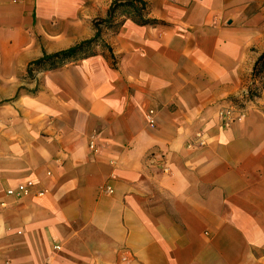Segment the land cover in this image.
Wrapping results in <instances>:
<instances>
[{"label": "crops", "instance_id": "crops-1", "mask_svg": "<svg viewBox=\"0 0 264 264\" xmlns=\"http://www.w3.org/2000/svg\"><path fill=\"white\" fill-rule=\"evenodd\" d=\"M82 1L0 0V62L93 38ZM159 1L147 17L161 24L108 36L117 67L85 60L50 81L48 128L13 119L0 135V264H264V112L218 120L249 87L264 14L257 0Z\"/></svg>", "mask_w": 264, "mask_h": 264}, {"label": "rangeland", "instance_id": "rangeland-1", "mask_svg": "<svg viewBox=\"0 0 264 264\" xmlns=\"http://www.w3.org/2000/svg\"><path fill=\"white\" fill-rule=\"evenodd\" d=\"M113 1L114 0H83L81 6L80 4L77 5L75 12H80L79 15H81V17L90 18L93 29L97 30V26L101 29L100 36L102 41L98 42V44L93 43L87 45L76 57L58 62L57 64H48L42 66L40 69H33L32 72L28 70V67L37 57L31 60L28 58L13 63L7 61L0 62V129L4 128V133L0 132V135H9V133L6 132V128H10L13 124V119L19 120L16 124L18 123L20 127L48 128L50 124L49 115L51 113H46V111H44L46 108L43 99L45 87H47L49 91L51 80H59V78L66 76L76 65L85 62V60H100L99 62H110L112 67H117L119 58L114 57L112 54L107 39H109L108 36L112 35L121 27L124 21L131 20L135 25L147 23L159 25L162 22V20L157 17H147L150 9L157 8L158 2H160L159 0H155L154 6L150 4V0H146L147 6L145 7H141L140 4H138L137 7L131 5L117 7L113 14L114 16L103 18L101 13H103L104 9H106L109 4L112 5ZM257 7L264 14V0H257L256 3L250 6L249 10L254 11ZM68 15L70 18H74L73 13H69ZM106 19L112 20L109 22L103 21ZM155 19L158 20V23H153ZM261 25L264 27V19ZM84 29H86V27H84ZM84 31L85 33L87 32L86 30ZM90 38L85 36L83 40H80L81 38L78 40L84 41ZM13 64L17 67H12ZM243 94L233 96L235 97L233 100L228 98L227 101L224 102V105L220 107L218 120L223 128H230L235 121L245 119L248 115L254 112L256 113L258 110L264 112V95L247 101L242 97ZM54 100L59 102V96L54 98ZM225 108H231L234 112L235 118L230 127H225L223 125V119L220 115V111Z\"/></svg>", "mask_w": 264, "mask_h": 264}, {"label": "trees", "instance_id": "trees-1", "mask_svg": "<svg viewBox=\"0 0 264 264\" xmlns=\"http://www.w3.org/2000/svg\"><path fill=\"white\" fill-rule=\"evenodd\" d=\"M138 4H140L141 7L147 6L146 0H114L110 7L109 17L115 13L117 7L127 6V5L137 7ZM110 20L112 19H106L103 21L109 22ZM153 23H158V20L155 19ZM96 28H97V32L93 38L84 40L77 45L71 46L67 49L58 52H54V53L44 52L43 56L35 59L29 64L28 70L32 72L33 69H40L42 66H46L48 64H57L58 62L61 61L63 62L70 58H74L80 52H82L83 49L87 47V45H91L93 43L98 44V42L102 41L100 36L101 29L98 28V26ZM262 95H264V50L260 53V55L254 62L251 72V83L242 97H244L245 100L250 101L257 97H261ZM234 98L235 97H229L230 100H233Z\"/></svg>", "mask_w": 264, "mask_h": 264}, {"label": "built area", "instance_id": "built-area-1", "mask_svg": "<svg viewBox=\"0 0 264 264\" xmlns=\"http://www.w3.org/2000/svg\"><path fill=\"white\" fill-rule=\"evenodd\" d=\"M220 115L223 119V125L225 127H230L234 121V118H235L233 110L231 108H225V109L220 111ZM147 121H148L149 126H151V127H155V125L157 124V113H156V110L154 108H151L148 110ZM197 136H198V138H200V143H204L205 139L203 137V134L198 133ZM90 147H91V150L93 153L98 152V149H97L94 141H92L90 143ZM35 184H36V182L34 180H31V179L22 181L14 187H9L7 189V194L14 196L16 198H19V199L23 198L32 192ZM106 191L112 192V188L110 186H107ZM43 193L44 192H40V194H43ZM56 248H60V245H56Z\"/></svg>", "mask_w": 264, "mask_h": 264}]
</instances>
